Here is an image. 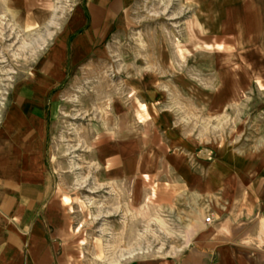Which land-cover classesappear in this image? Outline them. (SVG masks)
<instances>
[{
    "label": "crops",
    "instance_id": "0c3cea01",
    "mask_svg": "<svg viewBox=\"0 0 264 264\" xmlns=\"http://www.w3.org/2000/svg\"><path fill=\"white\" fill-rule=\"evenodd\" d=\"M135 1L0 0V39L18 60L0 79V264H264V155L173 131L165 157L140 140L94 165L106 170L87 185L92 246L121 251L86 253L83 193L56 173L51 136L70 73L94 69ZM253 1L198 0L193 17L236 47L264 29ZM133 247L154 250L130 259Z\"/></svg>",
    "mask_w": 264,
    "mask_h": 264
},
{
    "label": "rangeland",
    "instance_id": "374dc122",
    "mask_svg": "<svg viewBox=\"0 0 264 264\" xmlns=\"http://www.w3.org/2000/svg\"><path fill=\"white\" fill-rule=\"evenodd\" d=\"M196 1L136 0L116 24L108 52L87 60L94 69L76 68L65 84L51 152L56 173L70 176L68 191L83 193L77 202L88 255L92 249L104 255L121 251L93 247L90 232L89 177L92 170H106L94 165L113 151L146 140L148 154L165 157L173 131L202 147L237 146L264 155V29L236 47L234 40L220 44L197 27ZM4 42L0 79L9 72L5 65L17 60ZM142 249L154 250L134 248L133 256Z\"/></svg>",
    "mask_w": 264,
    "mask_h": 264
},
{
    "label": "built area",
    "instance_id": "2783aa9c",
    "mask_svg": "<svg viewBox=\"0 0 264 264\" xmlns=\"http://www.w3.org/2000/svg\"><path fill=\"white\" fill-rule=\"evenodd\" d=\"M209 220H210V219L207 218L205 221H206V222H209Z\"/></svg>",
    "mask_w": 264,
    "mask_h": 264
}]
</instances>
